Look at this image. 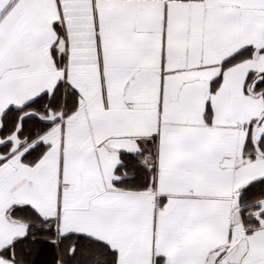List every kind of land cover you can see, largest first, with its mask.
Masks as SVG:
<instances>
[{
	"label": "snow or ice",
	"instance_id": "obj_1",
	"mask_svg": "<svg viewBox=\"0 0 264 264\" xmlns=\"http://www.w3.org/2000/svg\"><path fill=\"white\" fill-rule=\"evenodd\" d=\"M0 264H264V0H0Z\"/></svg>",
	"mask_w": 264,
	"mask_h": 264
},
{
	"label": "trees",
	"instance_id": "obj_2",
	"mask_svg": "<svg viewBox=\"0 0 264 264\" xmlns=\"http://www.w3.org/2000/svg\"><path fill=\"white\" fill-rule=\"evenodd\" d=\"M42 247V250H43V252L45 253V255H42L41 257H40V260L42 261V262H44V261H49L50 262V260H51V255H50V253H51V249H49L46 245H43V246H41Z\"/></svg>",
	"mask_w": 264,
	"mask_h": 264
}]
</instances>
